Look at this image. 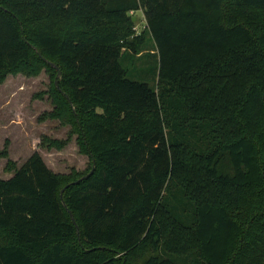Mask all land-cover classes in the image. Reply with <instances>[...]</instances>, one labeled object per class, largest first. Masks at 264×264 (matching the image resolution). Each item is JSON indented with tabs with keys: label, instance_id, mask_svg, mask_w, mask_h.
Here are the masks:
<instances>
[{
	"label": "trees",
	"instance_id": "16d2710c",
	"mask_svg": "<svg viewBox=\"0 0 264 264\" xmlns=\"http://www.w3.org/2000/svg\"><path fill=\"white\" fill-rule=\"evenodd\" d=\"M147 32L154 85L120 61ZM42 68L70 128L40 145L89 163L6 141L0 264H264V0H0V82Z\"/></svg>",
	"mask_w": 264,
	"mask_h": 264
},
{
	"label": "rangeland",
	"instance_id": "374dc122",
	"mask_svg": "<svg viewBox=\"0 0 264 264\" xmlns=\"http://www.w3.org/2000/svg\"><path fill=\"white\" fill-rule=\"evenodd\" d=\"M137 31L147 25L144 11L134 12ZM152 34L147 32L144 51L136 55L132 50L122 52L120 61L127 69L128 77L154 85L157 81L156 68L159 54ZM50 74L42 68L38 74L24 72L9 73L0 82V151L8 141V157L17 166L22 164L35 150L39 151L46 163L56 172H70L72 167L85 169L89 156L79 152L76 135L63 149H47L40 145L43 135L66 138L69 125L60 119L39 120L45 111H52L55 105L49 95ZM40 94V95H38ZM8 157H0V177L9 178L13 171L5 170Z\"/></svg>",
	"mask_w": 264,
	"mask_h": 264
},
{
	"label": "water",
	"instance_id": "95a60500",
	"mask_svg": "<svg viewBox=\"0 0 264 264\" xmlns=\"http://www.w3.org/2000/svg\"><path fill=\"white\" fill-rule=\"evenodd\" d=\"M51 63H52L53 65L56 66V68H57V70H58V76H60L61 73H62L61 69H60L56 64H54L53 62H51ZM58 83H59L58 80H56V84H57V85H58ZM94 168H95V163L93 164V167H92V169L90 170V172L88 173V175L91 174V173L93 172ZM67 186H68V185H66V186L62 189V191H61V195H62L64 189H65ZM71 215H72V217H73V221L76 223V220H75V218H74V216H73L72 213H71Z\"/></svg>",
	"mask_w": 264,
	"mask_h": 264
},
{
	"label": "crops",
	"instance_id": "0c3cea01",
	"mask_svg": "<svg viewBox=\"0 0 264 264\" xmlns=\"http://www.w3.org/2000/svg\"><path fill=\"white\" fill-rule=\"evenodd\" d=\"M20 165H21V164H20ZM20 165H19V166H20ZM12 174H13V173H12ZM12 174H11V175H12Z\"/></svg>",
	"mask_w": 264,
	"mask_h": 264
}]
</instances>
